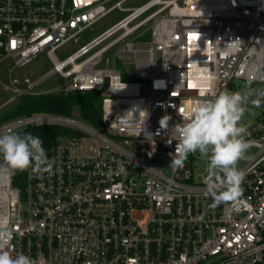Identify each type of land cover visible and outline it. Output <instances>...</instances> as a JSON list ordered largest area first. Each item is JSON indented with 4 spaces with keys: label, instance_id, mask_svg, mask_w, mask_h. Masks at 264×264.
Wrapping results in <instances>:
<instances>
[{
    "label": "built area",
    "instance_id": "1",
    "mask_svg": "<svg viewBox=\"0 0 264 264\" xmlns=\"http://www.w3.org/2000/svg\"><path fill=\"white\" fill-rule=\"evenodd\" d=\"M128 1L0 0L8 103L50 92H102L104 125L96 130L44 115L0 123V132L41 123L78 132L58 138L52 171L25 170L22 186L14 185L13 172L0 177V220L13 233L8 251L37 264H264V112L248 129L256 151L238 166L245 177L235 204L205 196L204 173L191 155L183 167H171L176 142L160 127L165 116L183 123L179 110L234 80L264 83V0L123 7ZM115 8L127 14L62 57L66 44ZM144 29L147 41L139 40ZM41 53L63 79L48 92L41 80L15 75ZM133 107L137 115L147 111L154 145L120 119Z\"/></svg>",
    "mask_w": 264,
    "mask_h": 264
},
{
    "label": "clouds",
    "instance_id": "2",
    "mask_svg": "<svg viewBox=\"0 0 264 264\" xmlns=\"http://www.w3.org/2000/svg\"><path fill=\"white\" fill-rule=\"evenodd\" d=\"M202 96L208 95L201 93ZM210 99L196 101L186 112L178 111L183 123L170 124L171 117L160 120L161 130L168 131L170 140L175 141L171 155V167H183L190 154L199 153L207 162L203 180L205 196L216 204H235L242 194L243 169L238 167L247 158L250 142L246 139L248 128L241 123L249 104L259 107L264 101V88L252 89L247 85L243 90L224 89L213 92ZM121 120L137 132L143 133L145 141L154 145L155 137L147 128L148 113L133 107L124 113ZM0 177L11 172L31 169L43 174L53 169L55 161L50 159L39 135L28 131L0 132ZM118 171L125 169L118 166ZM12 229L0 220V264H37L23 252L12 255L8 248Z\"/></svg>",
    "mask_w": 264,
    "mask_h": 264
},
{
    "label": "rangeland",
    "instance_id": "3",
    "mask_svg": "<svg viewBox=\"0 0 264 264\" xmlns=\"http://www.w3.org/2000/svg\"><path fill=\"white\" fill-rule=\"evenodd\" d=\"M148 0H129L127 3L123 5V7H138L141 4L145 3ZM127 12L121 11L118 8L113 9L110 11L106 16L95 22L94 24L87 27L84 31L79 33L72 41L66 44L63 47L65 51L62 57L71 54L75 51L79 45L85 44L101 34L107 28L112 26L114 23L122 19ZM150 39V32L146 29L141 31V37L139 40L147 41ZM52 66L46 56L45 53L39 54L32 62H30L27 66L22 69L16 70L15 75L23 78L25 76L31 78L32 80H41L42 83L40 84L39 88L43 92H48L53 88L57 87L61 83H63V79H61L58 75L51 74ZM10 83L9 74L7 72V67L5 64H2L0 67V120L5 117L6 114L11 112L15 107H17L20 103V100L23 96L18 97L14 102L8 103L9 98L12 97L11 92H7L5 86H8ZM247 85H250L252 89H260L264 88V83H250L245 82L243 80H234L229 89L230 91H238L243 90ZM52 93V92H50ZM48 94V93H47ZM264 112V101L261 102L259 107L249 104L247 106V111L241 121V123L245 124L249 129L250 126L256 121L257 117H260L261 114ZM72 117L70 120H80L78 111L74 110L71 113ZM23 129L22 127L14 129L15 131H20ZM65 144H68L69 141L64 140ZM256 151L255 148L249 147L246 156L248 159L253 155ZM194 161H195V169L199 173H204L202 178L206 176V167L207 162L205 160H201L199 153L190 154ZM197 164V165H196ZM244 164V160H241L238 164L241 167ZM165 171H168L167 167H164ZM24 179H25V171H24ZM24 183V180H23Z\"/></svg>",
    "mask_w": 264,
    "mask_h": 264
},
{
    "label": "trees",
    "instance_id": "4",
    "mask_svg": "<svg viewBox=\"0 0 264 264\" xmlns=\"http://www.w3.org/2000/svg\"><path fill=\"white\" fill-rule=\"evenodd\" d=\"M123 80L135 81V78L129 75H124ZM102 97V92L25 95L21 98L19 105L6 114L5 117L0 120V123L14 118L31 115H44L70 119L72 117L71 113L76 110L79 113L81 122L96 130H103ZM20 131H28L39 135L43 140V147L45 148L48 157H50L51 149L57 143L59 137H68L78 134L73 127L60 123L29 125ZM13 173L14 185L22 186L24 171H15Z\"/></svg>",
    "mask_w": 264,
    "mask_h": 264
}]
</instances>
